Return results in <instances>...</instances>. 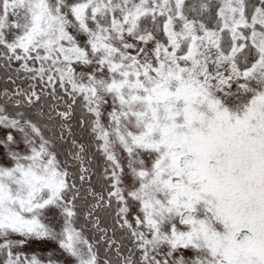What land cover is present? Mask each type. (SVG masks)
I'll return each mask as SVG.
<instances>
[{
  "label": "snow or ice",
  "instance_id": "obj_1",
  "mask_svg": "<svg viewBox=\"0 0 264 264\" xmlns=\"http://www.w3.org/2000/svg\"><path fill=\"white\" fill-rule=\"evenodd\" d=\"M0 264H264V0H0Z\"/></svg>",
  "mask_w": 264,
  "mask_h": 264
}]
</instances>
